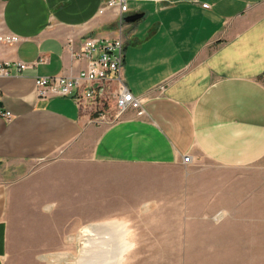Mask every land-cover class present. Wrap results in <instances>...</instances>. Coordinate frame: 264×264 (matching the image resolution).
<instances>
[{"label": "crops", "instance_id": "crops-1", "mask_svg": "<svg viewBox=\"0 0 264 264\" xmlns=\"http://www.w3.org/2000/svg\"><path fill=\"white\" fill-rule=\"evenodd\" d=\"M107 1L3 7L5 30L24 41L2 47L0 60L31 68L0 78V110L12 114L0 118V264L12 251H57L80 228L69 238L78 251H98L100 229L120 240L98 221L173 219L180 203L193 219H209L257 204L264 0L129 1L125 18L144 14L134 24L99 15ZM89 38L124 40L125 83L144 114L103 126L72 98H38L37 79L85 68L73 52ZM119 249L117 240L106 247Z\"/></svg>", "mask_w": 264, "mask_h": 264}, {"label": "rangeland", "instance_id": "rangeland-1", "mask_svg": "<svg viewBox=\"0 0 264 264\" xmlns=\"http://www.w3.org/2000/svg\"><path fill=\"white\" fill-rule=\"evenodd\" d=\"M115 114L114 108L111 110ZM192 163V161H191ZM264 164V162H262ZM260 167L264 169V165ZM228 175L232 173L226 172ZM257 204L232 205L230 214H214L209 219H193L190 204L178 205L177 218L104 220L91 224L114 227L100 229L98 251L74 249L66 235L57 251H12L9 264H264V171H260ZM240 174V173H234ZM257 177L253 173V177ZM183 199L180 198V202ZM180 206V208H179ZM183 207V208H182ZM224 215H228L227 217ZM89 225V224H87ZM87 225H84L86 227ZM83 228V227H82ZM117 240L123 252L106 250ZM90 247H95L90 246ZM110 247V246H108ZM115 247H119L116 245Z\"/></svg>", "mask_w": 264, "mask_h": 264}, {"label": "built area", "instance_id": "built-area-1", "mask_svg": "<svg viewBox=\"0 0 264 264\" xmlns=\"http://www.w3.org/2000/svg\"><path fill=\"white\" fill-rule=\"evenodd\" d=\"M8 0H0V49L13 47L24 41V38L8 32L4 26L3 7ZM129 1L135 3H159L160 0H110L104 3L98 14L108 11L115 12L123 19L129 13ZM70 50L73 51V48ZM77 61L86 62L85 68L76 77H48L36 80V93L39 99L72 98L84 107L91 115L90 124L103 126L113 125L123 119L128 111L144 114L143 100L135 97L127 88L124 78L125 42L118 38L102 40L99 38L85 39L79 52H73ZM40 60L37 65L41 63ZM23 62H7L0 60V78L21 74L30 69ZM114 108L115 114L111 110ZM0 118L8 121L12 114L0 110ZM192 157L183 159L184 165L191 163Z\"/></svg>", "mask_w": 264, "mask_h": 264}, {"label": "water", "instance_id": "water-1", "mask_svg": "<svg viewBox=\"0 0 264 264\" xmlns=\"http://www.w3.org/2000/svg\"><path fill=\"white\" fill-rule=\"evenodd\" d=\"M143 17H144V14H135V15L126 17L124 21L125 23H128V24H134L140 21Z\"/></svg>", "mask_w": 264, "mask_h": 264}]
</instances>
